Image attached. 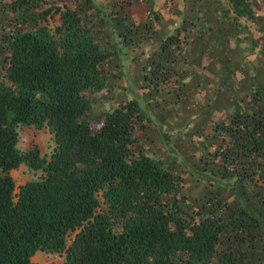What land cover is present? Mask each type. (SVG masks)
Masks as SVG:
<instances>
[{
  "label": "trees",
  "instance_id": "16d2710c",
  "mask_svg": "<svg viewBox=\"0 0 264 264\" xmlns=\"http://www.w3.org/2000/svg\"><path fill=\"white\" fill-rule=\"evenodd\" d=\"M251 1L224 0L220 13L253 20ZM3 2L12 12L0 33V264H35L37 251L64 253L61 264L243 262L263 238L255 229L264 231V223L243 201L264 203V115L242 112L235 97L233 114L213 124L204 146L210 162L229 172L231 189L246 184L251 195L188 205L177 196L181 174L143 144L147 123L136 99L104 108L95 122L89 117L88 90L100 91L115 75L107 67L112 50L91 33L81 11L66 0ZM209 20L196 15L194 28L177 24L166 34L148 86L161 90L198 38L210 47ZM226 29V42L242 44L232 24ZM31 126L52 134L49 153L36 144L16 146L19 130ZM21 165L36 177L16 186L11 171ZM209 171L204 167L198 178L210 179Z\"/></svg>",
  "mask_w": 264,
  "mask_h": 264
},
{
  "label": "rangeland",
  "instance_id": "374dc122",
  "mask_svg": "<svg viewBox=\"0 0 264 264\" xmlns=\"http://www.w3.org/2000/svg\"><path fill=\"white\" fill-rule=\"evenodd\" d=\"M3 1L5 0L0 1V33L2 25L6 24V15L12 12L9 5ZM88 1L66 0L70 6L81 11L91 33L112 50L111 61L107 67L115 75L107 80L105 87L100 91L87 92L93 105L88 115L93 122L103 115L104 108L114 106L118 101L127 98L136 99L143 110L149 111L142 100L148 99V96L150 98L153 95L151 91L155 90L152 85L148 86L149 75L156 68L157 61L163 59L160 52L163 38L171 32H168L170 29H175L177 24H183L186 29L194 28L191 17L204 13L210 19L207 24L211 25V28L207 29L215 33L214 41L207 50L205 49L206 58L193 60L191 57L186 58L187 54L184 52L174 63L176 71L167 73L169 82L164 86V83H161V94L150 99L156 103L158 109L173 105L178 113L187 114L189 111V116L191 111L192 114L199 112L201 120H198V126L192 121L191 129L202 126L207 131L214 123L226 119L225 114H229L232 108L237 106L233 88L239 83L240 94L236 97H239L238 103L242 112L253 109L264 115V0L251 1L255 14L253 20L231 18L233 16L229 15L222 17L220 9L226 6L224 0ZM202 21L203 19L198 22ZM231 24L237 29V34L241 38L244 37L240 45L232 46L225 41V35L222 37V30H227ZM244 25L250 33L248 38H245L246 31L242 29ZM137 28L144 32H139ZM165 29L168 31H164ZM192 35H189V39L193 38ZM249 42H254L256 46L251 47ZM3 58L4 50L0 42V68ZM256 93H261V99L256 98ZM165 111L164 108L161 112ZM207 138L212 140V136ZM33 144L38 145L41 152L49 153L53 147L52 134L45 128H21L16 146L23 148ZM203 149L202 155L198 156V153L191 165L185 161L179 165L172 164L183 177L177 196L182 197L188 205L199 206L207 197L225 195L231 199L232 195L241 194L240 198L244 199L251 195L250 187L246 184H238L236 189H231L232 179L228 175L229 172L210 162L208 149ZM210 150H213L212 144ZM204 167L210 170V179L198 178ZM11 174L16 186L36 177L33 170L23 165L12 170ZM247 199V202L245 199L243 202L248 205L250 211L256 210L261 223H264V203H257L252 197ZM255 232L263 238L252 243L246 251L247 258L239 264H264V231L256 228ZM72 236L73 233L68 236V243ZM39 254L41 251H37L32 257L35 264H61L65 260L64 253H45L42 258L36 257Z\"/></svg>",
  "mask_w": 264,
  "mask_h": 264
},
{
  "label": "crops",
  "instance_id": "0c3cea01",
  "mask_svg": "<svg viewBox=\"0 0 264 264\" xmlns=\"http://www.w3.org/2000/svg\"><path fill=\"white\" fill-rule=\"evenodd\" d=\"M174 28H176V26ZM164 31L168 30L165 29ZM170 31H175V29H170L168 32ZM196 41V44L189 45V50L186 51V58L191 57L193 60L200 58L205 59L206 57L204 48L206 40L198 38ZM233 90V95L235 97L239 95L240 84L238 83L237 87H234ZM161 92V90H152L151 93H153V95L150 98L160 95ZM150 98L148 96V99L145 98L142 100V103L147 105L146 109H148L150 112L143 110L139 104L145 115V118L147 119V129L144 138L145 148L153 157L161 159L163 164L166 166H171L175 163L179 165L180 163L182 164L183 161L191 165L198 153V156H201V151L205 144L208 146L211 142L207 137L212 136V128H207V131H205L206 128H203L200 125L201 127L198 129L195 127L191 129L192 125H190V123L192 121H195V125L198 126V120H201V117L198 115L199 112L197 114L195 112L192 114L191 111V116H189L188 110H186L188 111L187 114L178 113L176 112V108L171 104L169 107L163 106L162 108H165L166 111L161 112L163 109H158L156 103ZM234 109H236V105L234 108H232V111L229 114H231ZM153 110L155 111V114H153ZM229 114H225V120L228 119ZM210 148L211 146H209V149ZM36 257L42 258V254H39Z\"/></svg>",
  "mask_w": 264,
  "mask_h": 264
}]
</instances>
